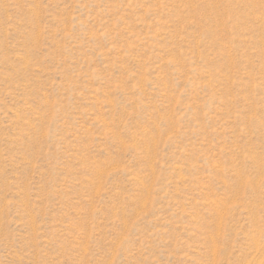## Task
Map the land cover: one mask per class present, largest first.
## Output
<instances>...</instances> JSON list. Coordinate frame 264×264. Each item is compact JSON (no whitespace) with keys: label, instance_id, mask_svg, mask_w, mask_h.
I'll return each mask as SVG.
<instances>
[{"label":"rangeland","instance_id":"obj_1","mask_svg":"<svg viewBox=\"0 0 264 264\" xmlns=\"http://www.w3.org/2000/svg\"><path fill=\"white\" fill-rule=\"evenodd\" d=\"M0 264H264V0H0Z\"/></svg>","mask_w":264,"mask_h":264}]
</instances>
